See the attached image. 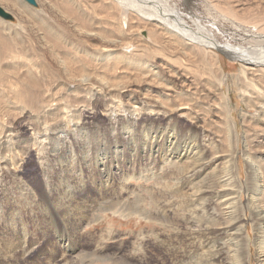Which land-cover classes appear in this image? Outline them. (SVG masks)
I'll return each mask as SVG.
<instances>
[{
    "label": "bare ground",
    "instance_id": "1",
    "mask_svg": "<svg viewBox=\"0 0 264 264\" xmlns=\"http://www.w3.org/2000/svg\"><path fill=\"white\" fill-rule=\"evenodd\" d=\"M34 1L0 0V8L17 20L7 25L0 17V85L21 106L0 112V173L8 175L28 146L38 159L48 154L40 159L43 178L17 191L23 205L0 203V264H22L34 244L26 215L35 229L39 221H57L77 246L89 208L81 197L89 198L91 189L103 199L131 180L152 182L153 192L144 188L152 203L159 199L157 209H146L141 200L134 213L172 230L167 240L158 238L171 264H250L252 246L257 264H264V0H258L257 17L245 0H204L217 13L213 25L257 29L262 36L249 48L221 44L196 16L190 17L195 28L187 29L178 0ZM245 10L249 16L242 17ZM35 22L44 32L33 31ZM26 27L55 67L37 65L40 58L29 55L22 42ZM219 54L240 65L233 79L245 108L239 129L222 88L227 76ZM42 76L54 80L43 87ZM97 107L111 117L113 137L82 142L83 116ZM143 111L154 119L135 132L131 118ZM118 112L125 124H119L120 133ZM172 112L175 117L165 119ZM18 116H25L30 140L8 124ZM8 119L10 129L4 128ZM53 171L59 180L52 179ZM63 243H50L60 257L74 247Z\"/></svg>",
    "mask_w": 264,
    "mask_h": 264
},
{
    "label": "rangeland",
    "instance_id": "2",
    "mask_svg": "<svg viewBox=\"0 0 264 264\" xmlns=\"http://www.w3.org/2000/svg\"><path fill=\"white\" fill-rule=\"evenodd\" d=\"M245 1L247 3L249 2L246 6V10H250V12L252 11V14L250 13L251 16H259L256 5L260 2H258V0ZM177 5L178 15L181 17L182 21H184L183 23L187 29L195 28L190 17L196 16L195 18L198 19L201 26L210 29L218 42L221 44L228 43L234 46L236 45L249 48L257 39H259V37L262 36L259 34L257 29L248 25H241L239 23L227 24L222 21H217L218 23L213 25L212 22H214L218 17L217 13L213 11L209 12L207 10L209 8V4H206L204 0H178ZM259 6H262L263 8L264 4H259ZM246 10L244 13L241 12L240 15L242 16L243 14L242 17L249 16L246 15ZM101 11V9H97L95 12V15L97 16L100 14V16H98L99 20L101 17ZM1 19L6 21L7 25L17 24V20L14 17H12L11 20ZM35 25L37 27L33 31L42 30V32H44L43 28H40L42 27V23L38 22L37 24L35 22ZM29 30L31 29L26 27L25 32L22 34V42L26 49L30 50L29 55L32 54V59L40 58L38 59L39 62H35L37 65H40V63L42 64L41 61H45L44 65L49 64L54 66L55 62L46 59L47 54L45 55V53H42L39 49L42 45L38 44L36 41L37 39L32 37ZM34 53L38 55H34ZM219 58L224 75L227 76L226 82L222 88L230 100V108L233 115L232 120L236 123L237 128L239 129V113L242 108H245L241 98L239 97V92L233 84V79L239 74L240 65L238 62L230 60L221 54H219ZM0 77L3 78L4 75H0ZM52 80H54V78L42 76L39 80V84L43 87L44 85L48 86L49 83H52ZM4 88H6L5 85H0V112L7 110V108L11 109L14 105L18 109L21 108L20 104L16 103L14 100V93L11 94L8 88ZM53 92L59 93V88H55ZM175 115L176 114L174 112L168 113L165 119L170 118L172 120ZM116 116L119 122L117 132L120 133V128L125 126V124L123 122L121 112H118ZM152 118L154 119L153 116L150 117V115L143 111L141 115L131 118L129 126L131 127L133 125L135 132H138L140 128L145 125V123H149ZM83 119H85L86 125L84 126L85 133L83 137L79 138L82 142L95 144L97 143V140H99L98 142L103 143L107 139L113 137L110 132V129L113 127L111 124V117H108L99 109V107L93 111L85 112ZM9 120L10 119L4 121V128L10 129L12 127L11 129L14 128L15 132L19 134V138L23 140L31 139L32 131L29 130V127L27 126L25 116H22V118L21 116H18L16 118L18 121H14V123ZM179 121L183 122L182 120ZM7 122L8 124L11 122V127L10 125L8 126ZM121 123L123 126H119ZM72 129L73 127L70 125L68 129L69 133ZM47 155L48 154L40 155L39 158H47ZM37 157V150L30 149V146H28V154L20 156V163L15 168H12L10 172H8V175H6L7 172L3 174L0 173L1 178L3 177L2 181L4 180V182H2V186L0 185V203L9 202L16 207H18L17 205H23L21 200L19 201V198L16 199L17 196H19L17 191L23 187L24 184L31 187L35 184L36 178H43L45 175L44 170L46 168L42 164V161ZM141 166L142 165L134 167V170L136 171ZM237 167V171L241 174V181L244 182L246 170L242 157L238 158ZM11 173L14 174V176H12ZM52 174V179H60L59 174L56 172L53 171ZM127 184V187L123 189V191H120L119 187L117 189V186L113 187L112 191H115L116 194H109L110 191H106L108 196L103 197V199L99 198V194L91 189H89V198L81 197L82 199H87L84 201L90 209L88 208L86 212V217H88V219L83 224V228L78 235L77 246L74 245L72 239L71 241L68 239V233L66 232H69V230H64L62 227L59 228V223L57 221L54 222L57 224L54 226L42 223L40 224L39 221L40 229H35L34 227L38 226H34L32 218L26 215L25 222L30 228V241H32V243L34 242V244L23 258V261L21 260V262H23L22 264H26V262L29 264H48L47 262L49 259H51L52 262L50 263L52 264H113L114 262L120 263L123 260L129 264H171V258L166 252L165 243H159V241L164 239L167 240V236H171L172 230L168 227V225L161 224V222L156 220H147L134 213L137 211L141 200H145L143 206L146 209H151L153 212L157 209L156 204L159 203V199L157 201L154 199L156 203H152L150 196L146 193L145 189L147 188L148 191L153 192L154 188L152 182L131 180ZM135 186L137 188H135ZM156 191H159V188H156ZM139 196L141 197L139 198ZM138 198L140 199L139 201ZM93 202H96V205H94ZM91 206L93 207L92 209ZM123 214L128 216L123 217ZM37 218L38 216L34 219ZM249 233L253 235L251 227H249ZM156 235L159 237H156ZM66 239L68 240L66 241ZM62 240H64L65 244L74 246H71L72 250L68 249L65 251V257H60L59 253L56 252L57 250L55 251L50 244L52 242L54 244L57 243L58 245H61V243H63ZM58 247L60 248V246ZM138 248L143 249L139 250ZM252 250L250 264H257V251H255L256 249H254L253 246ZM59 252H61V250H59Z\"/></svg>",
    "mask_w": 264,
    "mask_h": 264
},
{
    "label": "water",
    "instance_id": "3",
    "mask_svg": "<svg viewBox=\"0 0 264 264\" xmlns=\"http://www.w3.org/2000/svg\"><path fill=\"white\" fill-rule=\"evenodd\" d=\"M30 5H35L34 0H24ZM0 17L4 18L5 20H11V16L7 13H5L1 8H0Z\"/></svg>",
    "mask_w": 264,
    "mask_h": 264
}]
</instances>
